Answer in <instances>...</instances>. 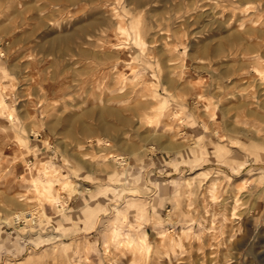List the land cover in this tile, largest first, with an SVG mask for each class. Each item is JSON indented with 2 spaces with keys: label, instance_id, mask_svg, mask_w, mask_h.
Listing matches in <instances>:
<instances>
[{
  "label": "rangeland",
  "instance_id": "1",
  "mask_svg": "<svg viewBox=\"0 0 264 264\" xmlns=\"http://www.w3.org/2000/svg\"><path fill=\"white\" fill-rule=\"evenodd\" d=\"M139 4L0 0V264H264V0Z\"/></svg>",
  "mask_w": 264,
  "mask_h": 264
},
{
  "label": "bare ground",
  "instance_id": "2",
  "mask_svg": "<svg viewBox=\"0 0 264 264\" xmlns=\"http://www.w3.org/2000/svg\"><path fill=\"white\" fill-rule=\"evenodd\" d=\"M142 2V0H130V2L132 3H136L138 5L139 2ZM240 1V0H238ZM100 25H102V21H99L98 19H94L92 20L89 24H85L81 29H82V32L84 33H88L91 29H96V27H99ZM76 29V28H75ZM81 31V30H80ZM76 37V31L72 32V33H68V35H64V36H59V37H54L52 39H49L48 42L45 43V46H43L44 48H47L48 50H53L55 49L56 47L60 46V45H66V44H69V43H72V41L74 40V38ZM84 37V35L82 36ZM235 37V36H234ZM76 39V38H75ZM79 39V38H78ZM82 39V38H81ZM233 39V38H232ZM236 38H234L233 41L231 42H236ZM77 41V40H76ZM230 42V41H229ZM43 48V49H44ZM15 220L17 222H20L22 220V217L21 215H16L15 217ZM117 235V234H115Z\"/></svg>",
  "mask_w": 264,
  "mask_h": 264
},
{
  "label": "built area",
  "instance_id": "3",
  "mask_svg": "<svg viewBox=\"0 0 264 264\" xmlns=\"http://www.w3.org/2000/svg\"><path fill=\"white\" fill-rule=\"evenodd\" d=\"M29 216H30V218H29L28 220H29V221L32 220V226L35 227V228H37V226H36V225H37V223H36L37 220H36V219H33L31 215H29ZM23 224H24V223H23ZM24 226H26V225H24Z\"/></svg>",
  "mask_w": 264,
  "mask_h": 264
},
{
  "label": "crops",
  "instance_id": "4",
  "mask_svg": "<svg viewBox=\"0 0 264 264\" xmlns=\"http://www.w3.org/2000/svg\"><path fill=\"white\" fill-rule=\"evenodd\" d=\"M29 245H30V244H27V245H26L25 250H26V249H29V253H30L31 251H33V248H32V247H29V248H28ZM24 252H25V251H24ZM2 258H3V261H5L6 256H4V257L2 256ZM1 260H2V259L0 258V261H1Z\"/></svg>",
  "mask_w": 264,
  "mask_h": 264
}]
</instances>
